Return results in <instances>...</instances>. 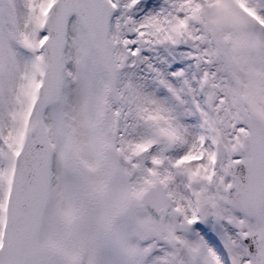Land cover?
Masks as SVG:
<instances>
[{
  "label": "snow or ice",
  "instance_id": "snow-or-ice-1",
  "mask_svg": "<svg viewBox=\"0 0 264 264\" xmlns=\"http://www.w3.org/2000/svg\"><path fill=\"white\" fill-rule=\"evenodd\" d=\"M0 264H264V0H0Z\"/></svg>",
  "mask_w": 264,
  "mask_h": 264
}]
</instances>
